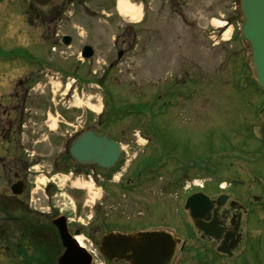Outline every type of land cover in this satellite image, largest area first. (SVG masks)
I'll list each match as a JSON object with an SVG mask.
<instances>
[{
	"label": "rangeland",
	"instance_id": "obj_1",
	"mask_svg": "<svg viewBox=\"0 0 264 264\" xmlns=\"http://www.w3.org/2000/svg\"><path fill=\"white\" fill-rule=\"evenodd\" d=\"M65 1L69 12L63 17L69 18L71 15L74 23L73 27L65 32L77 39V46L72 49L78 47L79 50L84 44H90L99 50L96 57L100 63L105 61L108 55L117 65L111 72L115 108L148 102L152 94L156 93L153 86L166 91L169 83L173 84L174 76L182 72L187 71L191 75L202 74L203 91H197V99L188 103L186 109L171 113L172 120L165 119L168 126L163 123L161 129L170 128L173 132L165 133L162 139L166 141L167 149L176 148L177 153L180 152L181 155L186 153L195 157L207 152L206 174L192 179L208 180L212 188L211 193L217 192L218 185L222 182L234 184L230 194L236 199L259 193L260 187L264 186V149L254 135L259 131L256 128L260 129L264 122V90L253 84L251 72L246 65L245 59H249L250 50L241 46L239 48V0H143L145 12L140 9L142 0H129L134 12H142L140 20L137 21H133L131 16L125 18L119 15L117 6L120 0H77L76 7H71V2ZM28 2L30 3L29 0H0V50L26 47L25 12L29 6ZM82 2L85 4L82 5ZM53 8H46L44 12H50ZM101 16L107 18L97 21L96 18ZM128 21H141L142 26L139 23L126 29ZM219 22L229 25L226 29H219ZM127 30L143 33L139 35L143 45L138 43L139 46L135 45L136 49L126 59L117 62L115 53L118 48L115 44L122 43V34ZM225 32H228V38L234 40L227 43L220 39L219 43H215L213 36L223 35ZM32 48L41 52L45 45L38 44ZM143 49H147L146 52L142 53ZM233 51L238 55H233ZM189 85L190 89L199 87L195 82ZM200 96L206 97L205 103L204 98L199 100ZM80 98L83 102L87 97ZM96 99L99 100V95ZM97 104L98 101V107ZM89 107L96 110L92 106ZM50 118L51 129L55 131L59 119L56 116ZM260 119L262 121H259ZM141 121V118L135 120L133 117H127L124 122L114 126L115 128H109L113 137L123 142L128 153L121 170L115 175L117 179H114L106 191L92 190L86 184L78 185L75 179L63 184L66 179H60L59 176L55 180L61 182L58 194H62V197L58 196L54 203L52 199L50 202L52 206L57 205L69 213L75 210L76 224L85 226L86 231V236L82 237L81 241L89 247L92 246L93 240H100L103 228L127 234L162 224L159 223L161 219H164L163 223L170 227L173 233L186 241L190 240L189 245L199 247L201 244L197 233L193 232L190 239V228L185 229L179 225L176 219L178 215L173 210L175 197L162 194L163 184L154 183L144 193L123 192L118 189V180L122 179L121 175L125 173L128 165H135L142 157L149 155L148 145L144 147L146 139L137 142L138 138L134 137V134L143 131ZM144 122H149L148 116L144 117ZM37 126L40 134H43L44 142L31 151L43 155L54 154L55 152L48 151H55V147L51 146L50 131H46L41 124ZM187 138L191 144L186 142ZM42 144L44 148L41 147ZM4 155L7 156L6 153ZM50 158L52 160L53 157L41 159L45 161ZM39 171L36 175L38 178L34 199L38 203L37 207L46 208L51 205L48 201L45 202L43 195V183L48 178L43 168H39ZM1 186L3 185L0 182V194L3 191ZM150 204L158 209V215L162 209L165 216H154ZM261 207L248 206V214L245 217V233H248L243 247L245 251L231 264H264V209ZM170 211L176 218L175 215L168 214ZM0 220H4L3 217L0 216ZM104 221L106 227L103 226ZM76 226L78 225H75V228ZM13 250L11 253H15ZM42 254L33 256L38 257V260L35 258L32 264H42V257L39 256ZM8 257L11 258L9 254L3 256L0 253V264H11V261H6ZM187 262L196 264L190 259ZM15 264H21L20 260ZM97 264H105L102 257Z\"/></svg>",
	"mask_w": 264,
	"mask_h": 264
},
{
	"label": "flooded vegetation",
	"instance_id": "obj_2",
	"mask_svg": "<svg viewBox=\"0 0 264 264\" xmlns=\"http://www.w3.org/2000/svg\"><path fill=\"white\" fill-rule=\"evenodd\" d=\"M83 4L85 2H82ZM50 7H54L53 10L44 12ZM50 7L41 8L30 2L25 12L27 32L24 37V46L26 47L0 50V182L3 185L1 186L3 191L0 194V216L4 219L0 220L1 252L4 255H10L14 249L15 253H11V259L14 262L19 259L21 264H32L35 258L38 260V257L33 256L43 253L39 255L42 257V264H57L65 248L54 221L60 213H63V210L57 205H51L50 208L36 206L38 203L35 202L34 196L39 168L45 170L49 182L59 176L69 178V181L83 179L87 182L93 177L98 189L106 191L114 179H117L115 175L121 170L128 153L123 142L113 137L109 128L113 129L114 126L124 122L127 117H133L135 120L141 118V124L144 126L143 131L141 130L142 132H138L137 135L134 134V137L138 138L137 142L145 138L144 147L148 145L150 151L148 156L142 157L135 165L133 164L134 166L128 165L125 173L121 175L122 179L118 180V189L123 192L140 191L144 193L151 185L159 182L163 184L161 188L163 195L175 197L173 210L178 218L172 211L168 214L175 215L179 225L185 229L189 227L190 232L197 233L201 244L196 247L188 244L190 240H183L177 253L179 264H188L189 259L196 264H226L233 260L246 244L248 233H245V217L248 214V206L261 205L264 209V186L260 187L257 194L237 199L230 194L233 183L225 182L227 185L224 190L211 193L212 188L208 180L199 179L204 187L191 189L190 186L187 187V184L197 179L192 178L206 174L207 152L195 157L186 153L181 155L180 152L177 153L176 148L167 149L166 141L162 139L165 133L173 132L170 128L166 129L167 131L161 129V125L166 123L165 119L172 120L171 113L186 109L188 103L197 99V91L200 93L203 91L202 74H198L200 79L195 80L187 71L182 72L174 76L173 84L169 83L166 91L162 90L163 88L159 89L156 85L153 86L156 93L152 94L148 102L117 109L114 106L111 88V72L117 65L110 60L108 55L105 61L100 63L96 57L99 50L96 48L89 60L81 55L83 47L79 50L78 47L72 49L73 46H77V39L65 32L74 24L72 18L63 17L66 14L67 2H58ZM106 18L98 17L96 20L101 21ZM129 27L128 24L126 29ZM140 34L134 31L128 32V30L122 34L124 37L122 43L115 44L118 48L115 53L117 62L126 59L136 49L134 46H139L138 43L143 45ZM67 40H69V45H65ZM128 40L132 42L128 43ZM38 44L45 45V49L41 52L35 51L32 47ZM146 50L143 49L142 53ZM192 82L199 87L190 89L189 84ZM95 95H99V100ZM80 96L87 97L86 101L82 102L83 99L81 100ZM202 98L205 103L206 97L200 96L199 100L201 101ZM78 101L81 105L77 104ZM97 101L98 107H101L98 113L89 107H97ZM127 108L131 111L126 112ZM205 110L206 108L203 109L204 112ZM51 116L59 119V125L55 131L51 129ZM145 116H148V123L144 122ZM132 121L134 122L133 119ZM38 124L43 125L46 131H50L53 144L51 146L55 147V151L47 150L55 152L54 154L43 155L31 151L33 148L40 147L39 144L44 142L43 134H40L37 129ZM166 125L168 126L167 123ZM257 129L259 131H256L255 139L264 149V122L261 128ZM88 132L106 137L120 147L121 155L113 169L107 171L93 163L81 164L71 157L70 148L73 143ZM185 140L191 144L190 139ZM41 147L45 146L42 144ZM5 153L7 156L4 155ZM42 157L53 158L44 161ZM132 166L133 168L129 171ZM258 183L261 185L259 180ZM59 184L54 187L51 183L43 190L45 202L49 198L62 197V194H58L61 190ZM14 191L20 194L15 195ZM199 194H204L213 201V208L210 211L211 221L216 219L220 224V229L224 230L220 242L198 231L192 223L190 212L186 211L188 200ZM219 199L223 203L221 206L218 204ZM38 200L40 201L41 198ZM150 209L155 216L158 209L152 205ZM162 211L161 209L160 215L157 214V216L164 217L165 213L163 214ZM66 215H73L74 219H71V222H77L75 210ZM67 221H69L68 217ZM163 222L164 219H161L159 223L162 224L146 227L143 230L163 229L172 233L170 227ZM102 223L103 226L106 224L105 221ZM68 226H70V233L76 238L81 239L86 236L85 227L78 225L75 228V224L70 221ZM108 231L116 230L103 228L102 233ZM193 234L190 235V239ZM226 237H233L235 241L241 240L232 258L218 253V248ZM99 241L93 240L92 246L97 247ZM231 243L232 241L229 242V246ZM88 247L89 245L83 243L84 250ZM105 264L122 263L105 261Z\"/></svg>",
	"mask_w": 264,
	"mask_h": 264
},
{
	"label": "water",
	"instance_id": "obj_3",
	"mask_svg": "<svg viewBox=\"0 0 264 264\" xmlns=\"http://www.w3.org/2000/svg\"><path fill=\"white\" fill-rule=\"evenodd\" d=\"M39 6L46 7L57 0H33ZM242 14L241 35L249 44L252 56L250 58L253 78L258 86L264 89V0H241ZM69 43V40L67 41ZM92 48L86 47L84 56L92 57ZM264 133V129H263ZM71 155L81 163H97L109 169L117 162L119 147L105 137H98L94 133H87L79 139L70 150ZM20 194V192H14ZM221 206L223 203L219 202ZM212 202L204 195H195L188 200L186 209H190L195 227L212 237L221 240L224 230H221L216 219L211 221L210 211ZM204 220V221H203ZM58 228L61 241L66 249L58 264H92V257L83 254L76 241L68 232L66 220L61 218L54 221ZM79 232H77L78 234ZM232 241L229 246V242ZM240 239L226 237L219 252L232 256ZM181 240L166 231L135 232L130 234L107 233L102 237L100 253L108 261L124 264H173Z\"/></svg>",
	"mask_w": 264,
	"mask_h": 264
},
{
	"label": "bare ground",
	"instance_id": "obj_4",
	"mask_svg": "<svg viewBox=\"0 0 264 264\" xmlns=\"http://www.w3.org/2000/svg\"><path fill=\"white\" fill-rule=\"evenodd\" d=\"M117 11L119 13L120 16L122 17H125V18H128L131 16V19H133V21H137V20H140L141 18V15H142V12L138 10V12H134V7L133 5L130 3L129 0H120L119 3H118V6H117ZM133 17V18H132ZM219 26H222L223 24L221 22L218 23ZM227 34V33H226ZM225 39L228 38L227 35L224 37ZM77 104L81 105V102L78 101ZM96 109V108H95ZM101 109V107H100ZM100 109H96L97 112L100 111ZM66 180H64V183L65 184L69 178H64ZM77 184H86L90 189L92 190H95V188H93V186L90 184V183H86L85 181L83 182V180H76ZM46 181H44L43 184H45ZM81 244L82 241L81 239H77Z\"/></svg>",
	"mask_w": 264,
	"mask_h": 264
}]
</instances>
